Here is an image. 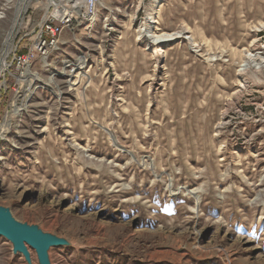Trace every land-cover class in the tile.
Wrapping results in <instances>:
<instances>
[{
    "label": "rangeland",
    "instance_id": "1",
    "mask_svg": "<svg viewBox=\"0 0 264 264\" xmlns=\"http://www.w3.org/2000/svg\"><path fill=\"white\" fill-rule=\"evenodd\" d=\"M19 1L0 67L48 2L14 28ZM62 40L0 102V206L56 241L49 264H264V0H102ZM27 246L0 235V264H45Z\"/></svg>",
    "mask_w": 264,
    "mask_h": 264
},
{
    "label": "built area",
    "instance_id": "2",
    "mask_svg": "<svg viewBox=\"0 0 264 264\" xmlns=\"http://www.w3.org/2000/svg\"><path fill=\"white\" fill-rule=\"evenodd\" d=\"M47 1L42 4L43 6L41 5L42 14L34 28L35 35L29 39V44L24 45L22 43L28 33H24L22 38L17 40L12 36L9 43L6 39L4 50H7V54L4 68L1 71L2 75H0L2 77V81H0V102L8 90L7 75L13 77L17 83L23 81L33 82L30 77H27V72L31 69L34 73H37L32 69L34 61L37 58L45 60V54L48 53L49 48L57 45V42L63 36L64 30L68 28L73 31L74 27L91 13L94 5H99L102 2V0ZM105 20L107 21L109 18L105 17ZM19 22H14L13 27L16 28ZM75 23L76 25H74ZM8 55L11 58L10 60H7Z\"/></svg>",
    "mask_w": 264,
    "mask_h": 264
},
{
    "label": "water",
    "instance_id": "3",
    "mask_svg": "<svg viewBox=\"0 0 264 264\" xmlns=\"http://www.w3.org/2000/svg\"><path fill=\"white\" fill-rule=\"evenodd\" d=\"M0 235L8 238L14 243L16 251L28 255V246L37 250L41 260L49 264L47 248L55 244V240L43 235L35 227L17 221L10 210L0 206Z\"/></svg>",
    "mask_w": 264,
    "mask_h": 264
},
{
    "label": "bare ground",
    "instance_id": "4",
    "mask_svg": "<svg viewBox=\"0 0 264 264\" xmlns=\"http://www.w3.org/2000/svg\"><path fill=\"white\" fill-rule=\"evenodd\" d=\"M53 1V0H52ZM27 2H28V0H20L19 1V4H18V9L20 10V11H23V10H25V6H26V4H27ZM99 6H100V4L99 5H94V8H92V11H91V13H89V15H87L86 16V18H83L82 19V22H79V24L77 25L78 27L79 26H82V29H84V30H87L88 32H91L93 29H94V26H95V24H96V22H97V16H98V12H99ZM20 8H22V9H20ZM106 8V7H105ZM21 13V12H20ZM18 16H19V18H18V20H17V22H19V20H20V14H18ZM114 17V16H113ZM105 18V17H104ZM150 18L152 19V20H154V15L151 13L150 14ZM149 18V19H150ZM151 22V21H150ZM76 26V27H77ZM76 27H74V30L73 31H75V28ZM113 29V28H112ZM152 29V28H151ZM141 32L146 36V37H148L149 39H151V42H152V44H159V43H161V42H167V41H175L176 39L178 40V38H180V37H183V30H178V31H174V32H162V33H156V32H153V31H151L148 27H143L142 28V30H141ZM11 38H12V32L10 33V35H9V37H8V43L10 42V40H11ZM60 40H62V36H61V39ZM76 41H78L77 39H76ZM58 43H59V41L57 42V45L55 46V47H51V48H49V50H48V53L47 54H45V59L49 56V54H50V52L52 51V50H55V49H58L59 48V45H58ZM154 51V50H153ZM157 52V51H156ZM5 55L7 54V50H5ZM249 55V54H248ZM252 56V55H251ZM251 56H249V57H251ZM6 57V56H5ZM5 57L3 58V61L1 62V66L2 67H0V71L4 68V65H5V63H4V61H5ZM256 58V57H255ZM158 59V58H157ZM250 59V58H249ZM257 61L256 62H258V59H256ZM86 61H87V59L85 58V56H80L79 57V61L76 63V65H75V63H73L75 66H78L79 67V69H83L85 66H86ZM254 62V61H253ZM258 65L259 66H262V67H264V60L262 61V62H260V63H258ZM244 66V65H243ZM256 66V65H255ZM27 77H30L32 80H33V82H31L32 84L36 81V80H42V78L37 74V73H34L31 69H29L28 70V72H27ZM50 81H51V83H55V79H54V77H51L50 78ZM30 89V88H29ZM244 89V88H243ZM242 89V90H243ZM241 90V91H242ZM243 92V91H242ZM242 92H240V93H242ZM238 93V92H237ZM237 95V94H236ZM235 99V98H234ZM231 103V102H230ZM232 104V103H231ZM23 107V106H22ZM15 110V112L17 113V112H19L20 111V107L19 106H16L15 108H14ZM226 115V114H225ZM224 124V122H220L219 123V127H221L222 125Z\"/></svg>",
    "mask_w": 264,
    "mask_h": 264
},
{
    "label": "crops",
    "instance_id": "5",
    "mask_svg": "<svg viewBox=\"0 0 264 264\" xmlns=\"http://www.w3.org/2000/svg\"><path fill=\"white\" fill-rule=\"evenodd\" d=\"M63 41V40H62Z\"/></svg>",
    "mask_w": 264,
    "mask_h": 264
}]
</instances>
